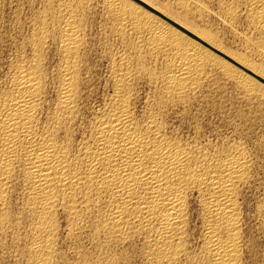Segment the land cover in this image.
<instances>
[{"label": "bare ground", "instance_id": "bare-ground-1", "mask_svg": "<svg viewBox=\"0 0 264 264\" xmlns=\"http://www.w3.org/2000/svg\"><path fill=\"white\" fill-rule=\"evenodd\" d=\"M114 4L112 2L110 5L115 9ZM121 6L119 5V7ZM126 7L124 8L126 9ZM250 7L254 21L264 31V0H251ZM124 8L122 7L121 10L125 11ZM118 10L117 13H119ZM137 10L135 11L137 12ZM47 11H44L46 13L44 15H48ZM128 11L130 12V10ZM136 12L130 14L135 28L139 31L145 28L144 25L150 23H148L146 17L144 19L145 13L142 16L139 12ZM39 14L42 13L35 14L36 18ZM44 15H41L43 17L39 19L42 27L40 28L38 27L39 24L37 25L40 28L39 31H35V34L33 32L32 37L27 35L31 38L25 39L28 43L26 46H29L31 54L29 56L22 55V57V53L19 54V52L20 58H16V62L12 61L13 64L10 63L12 65L9 66L8 77L7 73H5L6 79L1 76L2 73L0 75L4 79L3 87L0 84V249L3 250L8 242L16 248L13 249L12 247L18 253L16 255L26 260V264H57L59 249L57 250L56 246L59 244L58 239L63 236H60V230L62 221H64L65 228H63V231H65L66 237L63 236L62 239L67 238L68 241L73 240L75 242L82 239L81 236L84 233H88V238L91 237L92 240H96L100 247L102 246L101 248L105 246L104 252L100 251V248L97 249L103 253V259H101L106 261L107 264H114L117 257H123V252L122 254L119 253V256L116 253L117 251H114L117 256L109 254V252L114 248H111L113 245L116 247L115 244H124L130 236H134L143 243L141 246L143 245L142 249H144L140 252L143 253V257L147 258V264H176V261L181 258L180 253L185 254L189 264H241L242 253L238 248L237 241L241 244V236L244 235L243 231L241 234V222L243 221H241V212L243 208L240 212V222H237L235 213L239 202L231 198L233 182L239 179L233 165L240 166L239 161L233 159L225 162L217 155L218 152L223 151L222 148L215 149V152L210 153L211 150L208 149L210 152L207 150L208 146L207 148L200 146L202 144L199 142L201 141L200 137H198L200 140H196L200 145L184 143L175 133L176 131L174 132L170 128L172 122L169 125L167 120H171L168 119L171 110H175L174 108L184 110L190 94L196 91L200 85L203 86V84H200V78L203 76L202 74L206 73L204 68L210 62H214L213 64L220 67L224 79L226 76L230 79L229 82L234 81L233 83H236L240 88H236L237 90H242L250 96L254 97L253 94L258 93L264 99V85L262 86L252 78L239 73L240 71L238 72L230 64L227 65L226 62L212 59L208 55L209 53H204L203 50H198L192 46L196 45L195 43L192 44V41L182 38L181 35L177 37L178 33H176L177 36L175 34L173 36V29L169 28L170 31L165 28L166 25L165 27L151 25L149 29L154 35V43L157 44L154 45L156 47H171L180 53L179 64L170 67L166 65L167 68L164 67L166 70L163 71V75L159 73L160 70L157 73L152 71V68L151 71L144 72L149 82L156 88L155 95L168 102V116L160 117L150 103V106L145 104L149 107L148 111H145V109V112L141 111L140 108L142 115L137 114L133 106H136V104L132 102L136 96L133 98L131 95L135 90L131 79L133 76H131V72L133 73V71L130 72L129 69L131 63H129V60L127 61L128 58L121 57L120 54L119 62L116 63L115 68L113 67L115 69L114 77H109L113 80L112 96L108 102H105L106 104L103 103L101 110L96 109L99 113H96L94 117L92 116L94 120L90 123L89 130L87 131L86 128L87 133H83L81 140H77L78 133L82 134L84 131L79 132V119L81 113L85 112H81L83 111L81 110V103L86 98V89L90 86L85 79L87 77H84V71L86 75L89 68L86 65L89 66V64L88 61H86V65L84 63V66L87 67L84 70L86 67H83V61L87 59L82 61L81 55V53H85L81 52L82 45H84V38H82L84 30L81 31L80 28L82 21L80 23L78 22L80 19H77V21L76 18L70 20L68 18L67 21L65 18L67 22L63 21L65 24L62 23L64 24L62 29L55 26L60 30L59 43L54 44L58 45V51L61 54V65L59 64L60 71L57 69L58 66L55 69L56 66L54 65V69L58 71L57 74L59 73L56 91L52 90L54 93L56 92V101L49 98L48 100L54 103L52 106L50 105L51 107H46L47 97H49L47 96L48 78L50 77L47 60L51 49H48L50 30H48L46 16ZM17 16L16 23L19 21V15ZM50 18V21L53 20L54 22L56 17L50 16ZM127 18L128 16L124 19ZM59 19L62 22L63 18ZM149 20L151 22V19ZM33 21L36 22V20ZM34 22L32 24H37ZM57 22L59 23V21ZM2 23L0 27L4 25ZM16 23H13L14 26ZM34 28H30V30ZM27 30L26 32H28ZM58 30L56 29V31ZM54 31L51 34H54ZM22 33H25L24 30ZM8 34L10 33L8 32ZM11 34L13 35V32ZM14 38L15 36L12 40ZM15 40L11 44L16 43ZM22 42L20 43L25 45L26 42ZM13 47L12 44L11 48ZM197 47L200 48V46ZM160 49L159 51H161ZM17 50L20 51L18 48ZM18 54L16 55L18 56ZM210 54L212 55V53ZM141 60L143 61V59ZM140 63L142 66V62ZM143 63L144 66L145 62L143 61ZM49 66H51L50 63ZM90 73L92 74V72ZM260 74L258 76L264 80V77ZM88 77L90 78V76ZM0 82L2 83V81ZM112 83H110L111 86ZM106 85L108 86L109 83L107 82ZM53 87H55V84ZM150 90L152 89L150 88ZM147 91L149 92V90ZM89 94L92 95V92L90 91L87 95ZM193 97L197 98L195 95ZM251 98L249 100L258 97ZM150 101H153V99ZM139 102L137 101V103ZM190 107H192V104ZM174 116L179 115L174 114ZM84 124L82 123V125ZM183 124L181 125L184 127ZM190 139L192 140L191 134ZM196 141L194 140V143ZM191 198H195V202L202 209L201 215H199L202 216L200 219H202L204 235L202 237L203 246H200L201 249L198 248L200 251L197 252L198 254L195 253L198 250L195 251L194 247L190 250L189 245L187 246L190 234L189 224L191 223L190 219H192L190 215ZM237 223L239 230H237ZM85 237L87 236L85 235ZM62 243V246H65L63 240ZM91 244L93 245V243ZM139 248L141 247L139 246ZM120 250L122 249L120 248ZM192 250L195 252H192ZM6 253L9 254V252ZM79 254H81V248ZM13 255L15 254L13 253ZM13 255L10 257L11 259L14 258ZM88 255L90 256L91 253ZM19 261L22 264V261ZM96 261L98 260L96 259ZM96 261L94 264H104V261L99 262L101 261L99 260L98 263Z\"/></svg>", "mask_w": 264, "mask_h": 264}, {"label": "rangeland", "instance_id": "rangeland-1", "mask_svg": "<svg viewBox=\"0 0 264 264\" xmlns=\"http://www.w3.org/2000/svg\"><path fill=\"white\" fill-rule=\"evenodd\" d=\"M111 1L113 2V4L115 3L114 5L117 8L115 7V9H114L113 6L110 5L112 3ZM250 1L251 0H108V1L107 0L106 1L105 0H78V1L77 0H0V6L3 7V8L0 7L1 8L0 9V22L1 23L3 22L2 25L4 24L3 26L0 27V30H1L0 31V41L4 39L5 33L7 34L9 39L11 36H13V37L15 36L14 40L17 37V39H16L17 41L15 40L16 43H12L14 46L13 48H11L12 47L11 43H10V45H8L7 55H5L4 50H2V48H0V56H1L0 61L2 60V62H0V68L3 67L2 69H0L1 70L0 75L2 73L1 76L4 79H6L5 73H7V77H8L9 68H10L9 66L13 64L12 61L16 62L17 59L20 58L19 54L22 53L21 56L22 55L23 56H25V55L29 56L31 54L29 46L28 45L26 46V44H28V43H27V41H25V39L26 40L30 39L33 35V32L35 34L37 31H39V29L42 27L40 25L39 19H41L43 17L41 15H44V13L47 10H49L50 12L47 11L48 15H44V16H46V24L48 26V30H50V34L48 33L49 34L48 35V39H49L48 41L50 44V45L48 44V46H49L48 49H51L50 50L51 52L49 51L50 53H48V60H47L48 71L50 70L49 71L50 72L49 73L50 79L48 78L47 96H49V97H47L46 107H51L54 103L53 101L54 100L56 101V96H55L56 92L54 93L52 90L54 89V91H56L55 88L58 84L57 78H58V74H59V73L57 74V72L60 71L59 68L61 65L60 64L61 54L59 53L60 51H58V47H57L58 45H55L56 43L57 44L59 43V38H60V37H58V36H60V34H59L60 30H58V29L60 27H61L60 29H62L64 27L63 25L65 24V22L68 21L67 20L68 18H69V20L71 18H74V19L76 18V20L80 19L79 21L78 20L77 21L80 23L82 21V23L80 24L81 31L84 30V32H83L84 34H83L82 38L86 39V40L83 39L84 45H82L83 48L81 50V52L86 53V54L81 53L82 61H83V59L84 60L87 59V60L83 61V67L84 68L86 66L89 67L88 69H87V67L84 69V70H86V69L88 70V71H86L87 72L86 75H85V71H84V77L86 76L88 78V79L87 78H85V79L87 80L88 85H90L89 87L87 85L88 90L86 89L87 92H86V98L85 99L86 100L88 99L87 100L88 102L84 99L81 103V106H82L81 110H83L81 112L85 111L84 113H81V118L82 119L84 118V119L83 120L81 118L79 119V121H80L79 122V132L81 130L82 131L84 130V131L83 132L81 131L82 134L78 133L77 140H81V138L83 137V133H87L85 129L87 128V131L89 130V127H90L89 125H91L90 123H92V120H94V118H93L94 115L96 116V113L97 114L99 113L96 109L98 108V110H101V107H103L102 106L103 103L108 102L112 96L111 94L113 92V90H112L113 89V83H112L113 80L111 78L114 77V73H115L114 72V70H115L114 66L116 65V63L119 62V56L122 55L121 57L128 58L127 61L129 60V63H131V64H129L130 65L129 69H130V72L133 71V73L131 72V76L133 75L131 78L133 81V84H134V85L132 84L133 89H135L137 92H140V93H137L135 90L132 89L133 92L131 93L133 98L136 96L134 99L132 98L133 99L132 102H134L136 104V106L135 105H133V106H134L135 111H137L138 115H140V114L142 115L141 111L142 110L144 111V109H145V111H148L149 107H147V106H150L149 103L152 104L154 102V101H150V100H152V98L156 97V95H155L156 94V92H155L156 88L149 82V79L144 74V72H148V71L152 70V71H156L158 73V71L160 70L159 73L161 75H163L167 66L170 67L171 65H174V64L178 65L179 64L178 62H180V58H179L180 53L178 52V50L171 48V47L164 48V47H160V46H158V47L155 46L157 44L154 43V38H153L154 35L149 29V26H151V25L152 26H163V27H165V25H166L165 28H167V29L170 28V29L175 30V31L172 30L173 36H174V34L177 36L176 33H178L177 37H180L179 35H181L182 38H186V40L192 41L191 42L192 44L193 43L196 44V45H192V46L196 47L198 50H203L204 53H206V52H207V54L209 53L208 55H210L212 59L217 60V61H221L223 63L226 62L227 65L230 64V66L235 68L238 72L240 71L239 73H242L245 76L252 78L254 81H256L257 83H259L263 86L264 80H262L258 75L261 72L262 76L264 77V31L262 30L260 25L254 21L255 19L253 18V14L251 12ZM117 2H118V4H117ZM121 4H122V6H121ZM109 5H110V7H108ZM119 5L121 7H119ZM47 7H49V8H47ZM122 7L123 8L126 7V9L124 8L125 11L121 10ZM108 8H110V9H108ZM77 9H79V10H77ZM137 9L139 11L140 10L141 11L139 12ZM113 10H115L116 13L113 12ZM117 10L119 11L120 14L117 13ZM128 10H130V12ZM133 10H134V12H136L135 10H137L136 13L139 12V14H141L142 16L145 13L144 19L146 17V20L149 21L148 23H150V24L146 25V26L144 25V27H145V28H143L144 31H143V29L138 31L135 28L134 21L132 19V15H131L134 13V12L132 13ZM73 11H74V13H73ZM110 11H111V13H110ZM54 12H55V14H54ZM15 13H17V14H15ZM37 13H42L41 15L39 14L40 17L37 16L38 19L35 16V14L37 15ZM121 14H123V15H121ZM17 15H19L18 23H16V20H18ZM74 15H77V16H74ZM14 16H16L17 18ZM32 16H33V18H32ZM50 16L53 18L56 17V18H54V20H55L54 22H53V20H51L52 22L50 21V19H51ZM67 16H69V17H67ZM127 16H128V18L125 20L124 18H126ZM30 18H32V19H30ZM59 18H61V19L63 18L62 22ZM65 18L67 21L65 20ZM152 18L154 19V21ZM252 18H253V20H252ZM149 19H151V22H154L153 24H155V25H153ZM13 20H15V21H13ZM20 20L25 21L24 23L26 24V26H24L25 24L22 21L20 22ZM33 20H36V22H34ZM6 21H8L7 22L8 25H7ZM57 21H59V23ZM63 21H65V22H63ZM32 22L37 23V24H32ZM48 22H51V23H48ZM1 23H0V25H1ZM13 23H16L15 26ZM52 23H53V25H52ZM62 23H64V24H62ZM9 24H12V25H9ZM30 24H32L33 27ZM46 24H45V27L47 28ZM34 25H36V26H34ZM37 25L40 28H38ZM83 25H84V27H83ZM7 26H9V27H7ZM17 26L20 28H18ZM51 26H52V28H51ZM55 26L59 27V28H56ZM2 27H3V32H2ZM15 27H17V28H15ZM22 27H23V29L21 30ZM34 27H37V28H34ZM53 27H55V28H53ZM5 28H7V29H5ZM12 28L13 29L15 28L16 30L20 29V31L17 30L18 31L17 32L15 29H14L15 30L14 31ZM30 28H34L35 30L31 29L32 30L31 31ZM36 29H38V30H36ZM56 29L58 31H56ZM147 29H149V30H147ZM23 30L27 34L22 33ZM26 30L28 32H26ZM7 31L10 34L13 32V35L11 34V36H10V34H8ZM53 31H54V34L53 33L51 34V32H53ZM150 32L152 35L150 34ZM20 33L25 35V36L21 35ZM19 34L21 37L18 36ZM27 35H29L31 37H29ZM123 35H124V37H123ZM198 36H200V37H198ZM26 37H28V38H26ZM12 38L10 40H12ZM201 38H203V39H201ZM14 40H12L11 42H14ZM22 41H24V43L26 42L25 45L21 44V43H23ZM15 45H16V47H15ZM18 45H20V46H18ZM51 45H53V46H51ZM23 46H26V47H23ZM197 46H200L201 49ZM50 47H52L53 49ZM84 47H85V49H84ZM14 48H16L15 49L16 51H18L17 48L20 51L16 52L14 50ZM20 48L21 49L23 48L22 52H21ZM158 48L159 49L161 48L160 49L161 51H159ZM55 49H56V52H55ZM85 50H88V51H85ZM1 51H3V52H1ZM28 51H29V53H28ZM23 52H25V53H23ZM87 52L88 53L90 52V54H88ZM125 52L127 53V55H125L126 54ZM170 52H172V53H170ZM54 53L55 54L57 53L58 55L57 54L55 55ZM210 53H212V55ZM16 54H18V56ZM12 55H14V56H12ZM10 56H12V57H10ZM52 56L55 59H53ZM87 56H88V58L90 56L89 60H88V58H86ZM117 57H118V59H117ZM139 58H140V60H139ZM141 59H143V61L145 62V65L147 64L146 66L145 65L143 66L144 63ZM176 60H177V62H176ZM56 61H58V62H56ZM86 61H88L89 66L86 65L87 64ZM114 61H116V62H114ZM131 61H133V62H131ZM48 62L50 63V65L53 68L51 66H49ZM140 62H142V66H141ZM10 63H12V64H10ZM84 63L86 66H84ZM112 63H114V64H112ZM213 63L210 62V63L206 64L207 66H205L206 68H204V71L206 73L202 74L203 76H201V78H200V84H203V86L200 85L196 89V91H194L193 93L190 94L189 98H187V102H186L187 106L184 108V110H182L181 108H174L175 110H171L169 118H168L171 120H167L169 125L172 122L170 125L171 127L170 126L169 127L174 132L176 131L175 133L178 135V137L184 143H190V144L193 143V145H195V144L200 145L202 143L203 145L201 144L200 146L201 147L204 146L203 148H207V146H208L207 150L208 149L211 150V152L208 150L210 153L215 152L217 149H221V148L223 149L222 145H224V140L213 139V137L211 135H208L205 138L201 135H197L195 130H193L195 133L192 131H189L188 129L191 126L189 125L190 127H185V123L181 119V117L180 116H174V114L178 115V113L184 112L186 108H190L191 104H192V106L195 105L196 109L199 110L203 105H207V104H209V102H211L213 106L216 103H221L223 105H226L229 108V110H231L232 105L234 104L241 109H246L250 114L253 115L254 118H256L258 116V114L262 111V105H264V101H262L264 99L262 98L261 94L255 93L256 96L258 97V98H255L256 97L255 94H253L254 95V97H253L252 95L250 96L249 94L245 93L244 91L242 92V90H237L240 88L236 85V83H233L234 81L229 82L230 79L227 78L226 76L224 79L223 73H222L221 69H219L220 67L216 64H213ZM4 65H5V68H4ZM137 65H138V67H137ZM57 66H58V68H57ZM148 66H149V68H148ZM165 66H166V68H164ZM54 67H55V69L57 68L58 71L55 70ZM110 67L112 68V70ZM141 67H144V68H141ZM153 67H154V69H153ZM249 67H252V68H249ZM145 68H147V69H145ZM157 68H158V70H156ZM131 69H133V70H131ZM135 69H136V71L137 70H139V71L136 72ZM55 71H56L57 75L55 74ZM90 72H92V74ZM134 72H135V74H134ZM110 75H112V76H110ZM142 75H145V76H142ZM1 76H0V79L2 78ZM51 76L54 79L56 78V80L52 79ZM88 76H90L91 79ZM109 77H111V78H109ZM143 77H145L144 78L145 80L143 79ZM3 78L0 80V81H2V83L0 82L2 87H3V80H4ZM51 79L54 81H52ZM108 80L111 82H109ZM147 80H148V82H146ZM56 82H57V84H56ZM107 82L109 83L108 86L106 85ZM49 83H50L51 87H50ZM110 83H112V86ZM54 84H55V87H53ZM91 84H93V85H91ZM150 84H151V87H150ZM1 86H0V89H1ZM139 86H141V88H139ZM147 86L149 87V89ZM89 88L91 89L90 91L92 92V95L91 94L87 95L88 93H90ZM109 88H111V89H109ZM150 88L152 90H150ZM147 90H149V92ZM51 93L54 95L55 98L53 97V95ZM147 93H150V94H147ZM193 94L195 96H197V98L193 97L194 96ZM242 94H244L245 96ZM108 96H110V97L108 98ZM247 96H248V98H247ZM251 97L255 98V99H252ZM49 98H51V100H53V101L48 100ZM89 98H90V101H89ZM143 98L144 99L147 98V99L144 100ZM249 98H251L253 101L249 100ZM192 99H194V100H192ZM140 100H141V102H139ZM137 101L139 103H137ZM49 102L52 104H50ZM86 102H87V104H86ZM260 103H262V104H260ZM84 104H86V105H84ZM145 104L147 106H145ZM87 105H88V107H86ZM83 106H85V107H83ZM140 108H141V111L139 110ZM93 110H95V111H93ZM86 111H87V117L88 118L86 117ZM90 113H92V114H90ZM172 116H174V117H172ZM91 117H92V119H91ZM84 120H85V122H83ZM174 120H176V121H174ZM178 120L181 123L177 122ZM82 123H85V124L82 125ZM181 124H183L184 127ZM87 125H88V127H87ZM174 125L175 126L178 125V126L175 127ZM81 126H84V127H81ZM180 126H181V129H180ZM178 131H180V132L183 131V132L182 133L179 132L180 133L179 134ZM190 134L192 136V140L190 139ZM80 135H82V136H80ZM186 136L187 137L189 136V137L187 138ZM194 136L196 139L193 138ZM198 137H200V139H201V141H199L200 144L198 141H196V140H200ZM185 138H187V139H185ZM193 139L197 143L196 142L194 143ZM206 142H208L209 144ZM209 146H211V147L209 148ZM216 146H218V147L216 148ZM211 148H213V149H211ZM258 191H259L258 186L255 189H252V198L247 200V208L249 210H245L243 208V206L241 207V211L243 208V211L241 212V216L243 217V218L241 217V221L243 220L241 222V234H242V231L244 233V235L242 234V236H241V238H242L241 244H244L245 248L243 250H241L242 256H241L240 263L246 259H259L260 258L258 255H253V256H245L244 255V253L247 251V243L250 240L256 239L257 243H258V237L261 234V226H262V224H264V221H262L260 218L259 203H258L259 196L257 195ZM191 199L193 201L192 200H190V201L193 204V202L196 201V199L195 198H191ZM253 200H256L257 203L253 204V202H252ZM192 204H191V207H192ZM196 204H198V203L196 202ZM199 214L201 215V212H198L195 215L192 213V211L190 213V215L192 216V217L191 216L190 217L192 219H190L191 223L189 224V233L190 234H189V239H188L189 243L187 244V246L189 245L188 248L190 250H191V248L192 249L195 248L194 249L195 251L198 250L196 252L194 250H192V252H195V253L200 252L199 251V249H201L200 246L201 247L203 246V238L202 237L204 235V230H202L203 229V225H202L203 223H202V219H200V217L202 218V216H200ZM62 224L64 225V227ZM62 224H61V230L62 231L60 230V236H62V235L65 236L66 233H65V231H63L64 230L63 228H65L64 221H62ZM85 235L87 237H85ZM83 236L85 239L83 238ZM62 237L58 239L59 244L57 242L58 245L56 246L57 250L59 249L58 250L59 252H60L61 248L63 247L62 246L63 243L61 244V241L63 240L64 244L66 245V242L69 240L67 238H65L67 240L62 239ZM88 237H89V234L84 233L81 236L82 239H80L79 241L74 242L72 240L74 243H77V242H78L77 244L81 243L80 245H81L82 256H81V254H79V251H80L79 250L78 251V255H79L78 259L80 257L81 258L83 257V259H85V256H86L85 260H87V257L91 256L90 258L92 260L94 259L96 261V259H97L98 261L101 260L99 262H103L104 261V260H102L103 259V253L100 251H103V250L105 251V248H104L105 246L103 247L104 249L101 248L102 246L100 247V244H98V242L96 240H92L91 237L90 238H88ZM90 240H92V241H90ZM135 240L136 241L138 240L137 242H141V240H139V239L135 238ZM190 241H192V242H190ZM68 242H67V244H68ZM82 242H86V243L82 244ZM95 242H96V244H95ZM91 243H93V245ZM94 244H95V246H94ZM141 244H143V243L142 242L139 243V246L141 247L140 251L142 252L144 248L142 249L143 245L141 246ZM115 245H116V247L114 245L113 246L111 245L112 246L111 248L114 247L116 249L117 244H115ZM118 245L123 246V244H118ZM5 246H6L5 248L7 251L5 250V248L3 249L4 251L2 249H0V254H2V255H0V260H2V261H0V264H4L5 258L10 260L11 264H13V263L17 264L18 262L21 264V262L19 260L22 261V264L23 263L26 264L25 259H23L20 256L18 257V255H16L18 253L15 250H13V249H16L14 246H11L8 242L6 243ZM12 247H13V249H12ZM97 248H100L101 250L99 249L100 251H98ZM114 248L109 252V254H112V255L115 254V256H117V255L119 256L120 254H122V250H120V248H117L116 250ZM5 251L9 252V254L6 253ZM13 251H15V252H13ZM82 251L83 252L85 251L84 253H86V254H84ZM95 251H97V253H95ZM114 251L115 252L117 251L116 252L117 255ZM4 253H6L7 256H5ZM13 253L16 256L13 255ZM90 253H91V255L89 256L88 254H90ZM92 253H93V255H92ZM10 254H11V256H10ZM98 254H99V257H98ZM141 254H140V257L142 258L141 264H147V262H146L147 258L144 256L145 257V259H144L143 253H141ZM12 255L14 257L13 259L10 258V257H12ZM96 256H97V258H95ZM1 257H2V259H1ZM16 257L19 259L18 261H17ZM118 258H120V257H117L116 262L114 260V264H117V260L120 261V259H122V257L120 259H118ZM141 258H140V260H141ZM23 260H24V262H23ZM16 261H17V263H16ZM98 261H96V263H98ZM119 261H118V264H119ZM57 264H60L59 260H57ZM104 264H107L106 261H104Z\"/></svg>", "mask_w": 264, "mask_h": 264}, {"label": "snow or ice", "instance_id": "snow-or-ice-1", "mask_svg": "<svg viewBox=\"0 0 264 264\" xmlns=\"http://www.w3.org/2000/svg\"><path fill=\"white\" fill-rule=\"evenodd\" d=\"M11 40L5 34V38L0 41V48L7 55L8 45ZM153 99L152 107L158 112L160 117H167V103L165 100L156 96ZM185 123V127L191 126L188 130L195 132L198 135L207 137L211 135L213 139L224 140L223 151L218 152L225 162L235 159L239 161L240 166L233 165L236 168L238 180L233 182V191L231 198L238 201L236 207L235 219L240 222L241 207L247 208V200L252 198V189L258 186L259 210L260 218L264 221V105L262 111L256 118L253 117L246 109H241L236 105H232L231 110L226 105L216 103L214 106L211 102L203 105L199 110L195 105L186 108L183 113H178ZM179 122V121H177ZM253 204L257 201L253 200ZM191 211L195 215L201 212L202 209L197 206L194 201ZM237 230L239 225L237 223ZM86 243V242H82ZM238 248L243 250L244 244L237 241ZM122 248L123 257L119 264H141L139 243L134 236H130L123 244L117 245ZM81 245L69 241L63 246L60 252L57 253V258L60 264H94V261L89 257L85 260L78 259V251ZM236 254V253H234ZM245 256L258 255L259 259H246L241 264H264V224L261 226V234L256 239L250 240L247 243V251ZM5 256L7 254L5 253ZM180 259L176 264H189L184 253H180ZM4 264H11V261L5 259Z\"/></svg>", "mask_w": 264, "mask_h": 264}]
</instances>
